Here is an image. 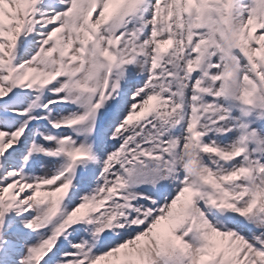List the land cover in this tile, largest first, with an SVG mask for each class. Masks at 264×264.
Instances as JSON below:
<instances>
[{"label":"snow or ice","instance_id":"6c2138e0","mask_svg":"<svg viewBox=\"0 0 264 264\" xmlns=\"http://www.w3.org/2000/svg\"><path fill=\"white\" fill-rule=\"evenodd\" d=\"M0 264H264V0H0Z\"/></svg>","mask_w":264,"mask_h":264}]
</instances>
